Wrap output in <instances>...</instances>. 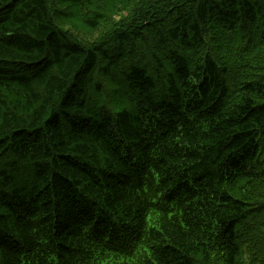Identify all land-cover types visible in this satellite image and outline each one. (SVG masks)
Segmentation results:
<instances>
[{
  "label": "trees",
  "instance_id": "1",
  "mask_svg": "<svg viewBox=\"0 0 264 264\" xmlns=\"http://www.w3.org/2000/svg\"><path fill=\"white\" fill-rule=\"evenodd\" d=\"M0 264H264V0H0Z\"/></svg>",
  "mask_w": 264,
  "mask_h": 264
}]
</instances>
